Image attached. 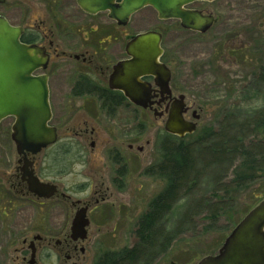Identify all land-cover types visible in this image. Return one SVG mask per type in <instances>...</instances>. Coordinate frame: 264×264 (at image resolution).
I'll return each instance as SVG.
<instances>
[{
  "label": "rangeland",
  "instance_id": "374dc122",
  "mask_svg": "<svg viewBox=\"0 0 264 264\" xmlns=\"http://www.w3.org/2000/svg\"><path fill=\"white\" fill-rule=\"evenodd\" d=\"M187 8L212 13L217 21L203 34L184 29L176 19L160 20L152 7L133 16L138 31L157 29L164 34L175 91L183 93L200 114L197 130L183 138L194 158L189 182L165 212L155 243L149 245L150 250L143 248L147 254L135 264H197L202 257L217 253L237 223L264 197V131L253 126L264 117V0L196 1ZM0 15L14 26L42 35L50 30L59 35L56 25L67 22L65 15L80 18L79 22L92 18L82 13L77 0H6L0 4ZM12 123L6 119L0 124V264H28L29 243L38 234L52 239L51 245L43 244L38 250L39 264H61L65 254L55 242L64 236L55 224L66 219L50 214L48 206L19 201L9 183L10 170L19 157L11 138ZM208 130L212 131L209 138ZM164 132L153 114H143L139 194L121 215L107 219L101 231L90 232L85 251H78L79 264H94L109 250L141 246L136 234L139 219L166 184L146 173L160 159ZM228 140L244 144L257 155V174L240 169L245 157L239 151L226 154L221 161L215 156L218 146ZM61 158L63 167L73 159L72 155ZM249 174L253 179L239 188L238 176ZM9 201H15L14 205Z\"/></svg>",
  "mask_w": 264,
  "mask_h": 264
},
{
  "label": "flooded vegetation",
  "instance_id": "af4514ba",
  "mask_svg": "<svg viewBox=\"0 0 264 264\" xmlns=\"http://www.w3.org/2000/svg\"><path fill=\"white\" fill-rule=\"evenodd\" d=\"M80 9L86 17L92 18L79 22L80 18L65 15L67 22L56 25L59 35L51 30L42 35L20 26L24 30L21 42L43 52L44 62L34 75L47 80L49 125L56 130L57 140L37 155L30 152L18 155L8 178L19 201L31 200L48 206L50 214L66 219V223L55 224V230L64 236L55 242L65 254L61 264H79L78 251H85L90 232L101 231L107 219L121 215L131 198L138 196L142 178L138 156L144 150L141 143L143 114H153L158 124L165 126L171 108L177 104L178 97L184 95L175 91L161 31H138V22L133 20L136 13L126 24H120L110 18L109 12L91 14ZM202 13L207 14L203 10ZM97 15L100 17L95 20ZM72 27L78 28L77 32ZM149 31L162 35L163 53L158 62L171 72L167 92L162 91L155 76L143 75L141 67L137 68L135 41L137 35ZM124 84L147 89L146 107L126 95L122 89ZM186 99L185 96L184 119L196 121L200 114ZM6 119L14 123L16 118ZM168 135L165 131L164 136ZM63 138L69 141L63 142ZM149 144L147 141L146 145ZM70 155L71 163L63 167L61 156ZM32 178L54 186V195L50 198L35 196L30 189ZM9 202L10 205L15 203ZM79 213L89 221L84 240L71 238L72 222ZM36 236L40 238H33L29 248H34L35 264H39L38 250L43 244L51 245L52 239ZM23 243H27V239Z\"/></svg>",
  "mask_w": 264,
  "mask_h": 264
},
{
  "label": "water",
  "instance_id": "95a60500",
  "mask_svg": "<svg viewBox=\"0 0 264 264\" xmlns=\"http://www.w3.org/2000/svg\"><path fill=\"white\" fill-rule=\"evenodd\" d=\"M196 1L216 0H77V3L91 14L108 11L110 18L120 24H126L134 13L151 6L160 19H176L187 30L206 33L216 19L212 13L203 14L200 10L186 8ZM5 2L0 0V4ZM23 31L22 27L12 25L5 16L0 15V123L14 116L12 140L17 153L36 155L54 144L57 134L49 125L51 112L47 80L34 75L44 62L43 52L21 42ZM135 42L138 46L137 68L141 67L143 75L155 76L163 92L169 91L171 72L158 62L163 53L161 33H141ZM116 70L119 71V67ZM122 89L128 97L146 107L148 98L145 87L139 90L124 84ZM184 106L185 96L180 95L165 124L168 133L181 138L193 134L197 129V122L184 119ZM199 118L198 115L195 119ZM29 182L32 193L38 198H50L56 191L54 186L44 184L38 178H32ZM88 223L85 215H76L72 222L71 238L84 240ZM35 254L32 248L30 264H35ZM197 264H264V197L237 223L217 253L202 257Z\"/></svg>",
  "mask_w": 264,
  "mask_h": 264
},
{
  "label": "trees",
  "instance_id": "16d2710c",
  "mask_svg": "<svg viewBox=\"0 0 264 264\" xmlns=\"http://www.w3.org/2000/svg\"><path fill=\"white\" fill-rule=\"evenodd\" d=\"M253 126L254 130L264 131V117ZM206 134L209 138L212 131L208 130ZM215 151L217 154L212 151L210 152L213 155L216 154L215 156H217L220 161L225 159L226 154H233L239 151V154L245 157L240 169H246V171L256 174L259 170L260 161L257 155L245 148L244 144H238V142H231V140H228L218 146ZM193 168L194 158L190 145L178 137L170 135L165 136L164 140L160 142L159 161L155 165L149 167L146 173L150 176L163 179L166 184L162 192L152 199L149 211L143 214L139 219L136 234L140 240L141 246L103 252L97 257L94 264H135L140 256L147 254V252H143V248H149V245L152 246L155 243L156 237L158 236V225H160V222L163 220L165 212L171 209L172 205L178 199L179 193L182 191L183 187L189 182V177ZM238 177L240 179V182L237 183L239 188H242L246 184L245 182L253 179L251 174L247 177L243 175ZM150 248L148 250H150Z\"/></svg>",
  "mask_w": 264,
  "mask_h": 264
}]
</instances>
